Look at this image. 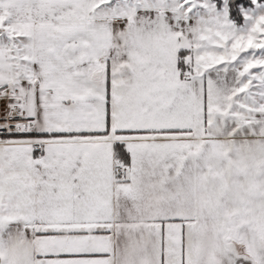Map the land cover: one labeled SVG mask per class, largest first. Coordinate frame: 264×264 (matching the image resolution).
<instances>
[{
	"label": "snow or ice",
	"instance_id": "6c2138e0",
	"mask_svg": "<svg viewBox=\"0 0 264 264\" xmlns=\"http://www.w3.org/2000/svg\"><path fill=\"white\" fill-rule=\"evenodd\" d=\"M0 264H264V0H0Z\"/></svg>",
	"mask_w": 264,
	"mask_h": 264
}]
</instances>
